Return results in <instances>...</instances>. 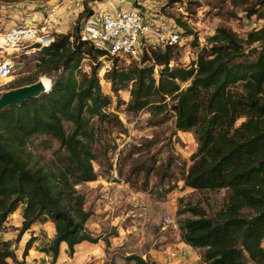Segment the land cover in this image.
<instances>
[{"label": "trees", "instance_id": "trees-1", "mask_svg": "<svg viewBox=\"0 0 264 264\" xmlns=\"http://www.w3.org/2000/svg\"><path fill=\"white\" fill-rule=\"evenodd\" d=\"M230 4L247 17H264V0H230ZM181 25L182 32H190ZM69 35L55 34L38 53L37 72L49 77L50 89L0 109V229L23 205L15 239L0 240V264H21L12 246L44 217L55 229L48 245L51 264L61 242L72 256L76 244L100 239L86 227L92 211L77 186L99 177L93 167L94 134L87 125L90 117L105 119L110 103L101 91L98 63L89 73H81L79 65L82 55L96 59L103 51L78 39L71 44ZM207 42L189 67L170 66L172 47H166L145 54L142 64L112 68L107 80L116 94L131 83L127 103L131 112L149 107L161 112L167 98L173 100L175 130L192 132L197 141L184 185L227 192L224 205L212 216L189 209L191 217L179 224L180 240L199 250L206 264H264V27L242 40L219 26ZM251 53L256 56L248 59ZM29 80L7 90L34 83ZM181 83L187 85L181 88ZM238 119L243 120L236 125ZM64 121L70 122L69 130ZM41 134L56 139L63 151L57 169L29 164L24 145ZM102 239L108 246L107 236ZM34 241L31 236L26 242L23 256Z\"/></svg>", "mask_w": 264, "mask_h": 264}, {"label": "rangeland", "instance_id": "rangeland-1", "mask_svg": "<svg viewBox=\"0 0 264 264\" xmlns=\"http://www.w3.org/2000/svg\"><path fill=\"white\" fill-rule=\"evenodd\" d=\"M47 1L51 0H19L12 3L0 0L7 6L20 5L25 19L31 18L27 6L35 4L46 8ZM102 1L82 0L78 7L81 6L79 10L83 12L77 14L75 25L59 33L72 31L76 34L81 18L92 13L93 6ZM162 3L158 10L167 21L166 25L170 23L185 31L183 23L190 31L182 32L181 43L172 46L170 66L189 67L193 64L200 49L207 46L208 38L219 26L231 29L242 40L250 31L264 27V17H247L242 9L233 8L230 0H162ZM25 19L23 22H26ZM82 56L79 65L81 73H89L98 63L101 91L109 97L110 103L105 109L108 113L105 119L90 117L87 125L94 134L91 146L97 159L93 161V167L99 177L94 182L78 185L77 189L85 193L87 208L92 213L95 207L99 209L106 224L101 232L105 233L107 240L115 242L120 237L125 248L123 253L137 251L149 264H156L155 255L180 241L179 224L191 217L189 209L195 207L212 216L224 205L227 192L224 189L196 190L184 185L183 176L192 162L197 141L192 132L175 130L173 100L167 98L168 104L161 112L152 107L131 112L127 108L131 83L118 94L112 92L107 80L112 68L139 65L143 59L137 62L128 58L111 60L102 56L95 59L91 54ZM255 56L251 53L248 59ZM37 64L38 53L18 57L11 77L0 84V94L17 82L26 83L29 79L36 82L41 76L49 80L46 74L37 72ZM158 69L154 67L155 79L158 78ZM186 85L181 83V88ZM242 120L238 119L236 125ZM63 123L69 130L70 122ZM24 148L29 153L30 165H41L46 169L59 167V156L63 151L56 139L43 134L33 135ZM97 199L102 200L99 206ZM117 216L121 219L116 225L113 222H116ZM168 217L170 221H167ZM106 259L109 260H105L104 264H115L110 252Z\"/></svg>", "mask_w": 264, "mask_h": 264}, {"label": "built area", "instance_id": "built-area-1", "mask_svg": "<svg viewBox=\"0 0 264 264\" xmlns=\"http://www.w3.org/2000/svg\"><path fill=\"white\" fill-rule=\"evenodd\" d=\"M53 2L42 18H31L29 22L7 25L0 17V84L11 77L18 57L39 53L54 41L55 34L60 32L59 27L65 26L68 31L75 25L77 14L62 23L56 18L57 9L66 0ZM166 23L150 20L146 8L140 6L112 12L97 11L93 7L92 13L81 18L76 34L67 33L70 34L69 43L73 44L77 39L86 42L92 49L103 51L102 57L141 62L151 50H164L181 43L182 30ZM49 82L51 84L50 79Z\"/></svg>", "mask_w": 264, "mask_h": 264}, {"label": "crops", "instance_id": "crops-1", "mask_svg": "<svg viewBox=\"0 0 264 264\" xmlns=\"http://www.w3.org/2000/svg\"><path fill=\"white\" fill-rule=\"evenodd\" d=\"M53 1H47L48 6L46 8H41V5L37 6L33 4L29 7L27 6L26 9H29V15H31V18H42L47 9L54 3ZM81 1L82 0H66V2L62 3L56 12L57 20L62 23L68 21L73 15L78 14L79 12L82 13L83 10H79L82 7H78ZM160 4H163L162 0H104L102 2H97L96 6L93 7L97 11L112 12L119 8L126 9L140 6L146 8L150 20L156 19L157 22H161L165 19L157 12ZM19 7L20 5L7 6L0 2V17L4 19L7 25L17 24L24 21L25 18L22 16V10H20ZM31 18L25 19V21L29 22ZM168 25H170V23H168ZM58 30L60 32L66 31L67 27H59ZM105 196L109 197L108 194H105ZM96 201L98 206L102 202L101 199H97ZM22 209L23 205H20L3 223L2 228L0 229V240L11 241L15 239L18 232L17 228L22 224ZM93 213L87 220L86 227L93 236H99L100 239L96 243L84 240L76 244L72 256H69L67 253V244L61 242L59 245L58 256L54 264H104L105 260H109L106 259L108 252L114 256L115 264H138L134 259L129 260L126 256L129 254H136L142 257L143 254L137 251H125L123 253L125 248L123 247L124 243L120 237H117L115 242L108 240L109 245H106V242L102 239L105 236V233L101 232L105 224L102 221L103 216L99 214V209H96V207L94 208ZM119 219H121V217L117 216L116 222L114 221L115 223L113 222V224L117 225ZM54 234L55 229L53 223L46 217L34 222L30 229L22 235L18 244L12 246L17 259L21 264H51L52 253L48 251V245ZM31 236L35 237V241L29 248L26 256H23L25 244ZM172 253H174V255H171ZM155 256L154 261L156 264H206L202 261L199 250L192 248L181 240L176 244H172V246L170 245L165 252Z\"/></svg>", "mask_w": 264, "mask_h": 264}, {"label": "water", "instance_id": "water-1", "mask_svg": "<svg viewBox=\"0 0 264 264\" xmlns=\"http://www.w3.org/2000/svg\"><path fill=\"white\" fill-rule=\"evenodd\" d=\"M43 91V83L40 79L29 85L6 90L0 94V109L7 105L20 104L29 98L37 97ZM126 258L129 260L134 259L138 264H149L147 260L136 254H129Z\"/></svg>", "mask_w": 264, "mask_h": 264}, {"label": "bare ground", "instance_id": "bare-ground-1", "mask_svg": "<svg viewBox=\"0 0 264 264\" xmlns=\"http://www.w3.org/2000/svg\"><path fill=\"white\" fill-rule=\"evenodd\" d=\"M40 80L43 83V90L44 91H48L50 89V85H51L49 80L46 77H44V76H41Z\"/></svg>", "mask_w": 264, "mask_h": 264}, {"label": "clouds", "instance_id": "clouds-1", "mask_svg": "<svg viewBox=\"0 0 264 264\" xmlns=\"http://www.w3.org/2000/svg\"><path fill=\"white\" fill-rule=\"evenodd\" d=\"M47 92V91H46Z\"/></svg>", "mask_w": 264, "mask_h": 264}]
</instances>
